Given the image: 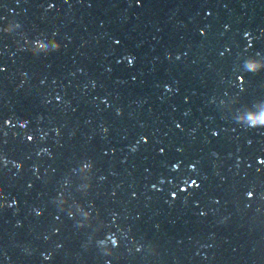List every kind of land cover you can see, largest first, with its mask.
I'll list each match as a JSON object with an SVG mask.
<instances>
[{"label": "water", "instance_id": "water-1", "mask_svg": "<svg viewBox=\"0 0 264 264\" xmlns=\"http://www.w3.org/2000/svg\"><path fill=\"white\" fill-rule=\"evenodd\" d=\"M0 264H264V0H0Z\"/></svg>", "mask_w": 264, "mask_h": 264}]
</instances>
